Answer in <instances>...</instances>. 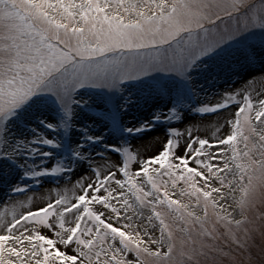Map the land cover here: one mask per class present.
<instances>
[{"label": "snow or ice", "instance_id": "6c2138e0", "mask_svg": "<svg viewBox=\"0 0 264 264\" xmlns=\"http://www.w3.org/2000/svg\"><path fill=\"white\" fill-rule=\"evenodd\" d=\"M257 61L264 0H0V264H264Z\"/></svg>", "mask_w": 264, "mask_h": 264}, {"label": "rangeland", "instance_id": "374dc122", "mask_svg": "<svg viewBox=\"0 0 264 264\" xmlns=\"http://www.w3.org/2000/svg\"><path fill=\"white\" fill-rule=\"evenodd\" d=\"M262 75H264V64H261L259 61H257L256 63L252 64L251 66L244 68L242 71L239 72L238 76H233L230 80H228L226 78H222L220 81L221 87L219 89H213V91L214 92H222L224 89H233V90L239 89V88H241L242 84H244L245 82H251L253 80L256 81V83L254 85L256 91H264V85H262L260 82V77ZM254 96H255V93H254ZM216 99H219V96H217ZM233 107H235V105H233ZM141 114L142 113H140V112H133V113H130L129 116H132V115L139 116ZM143 114L146 115V111ZM214 117H216V116L210 115L204 124L197 123V129L198 130L195 131L193 133V135L200 136L202 138H215L216 135L214 133H211V132H213V127H214V121H215V120H213ZM154 131H156V132L158 131L161 134V138H160L159 143H158V149H159L160 142L165 138L164 137V129L160 128V129L154 130ZM151 134L145 135L143 139H145L146 137H149V135H151ZM143 139H137V140H143ZM137 140L133 141L134 146H135V143ZM6 187H7V185L0 187V211L3 210V205H5L6 202H8L7 199L4 198V195H5L4 188H6ZM237 195H239V193H237ZM53 196H54V193H53ZM35 202H37V203H35ZM38 203H39V201L34 200L33 206H36ZM27 207H28V205H25V208H27ZM257 209L258 210H254L253 215L257 219H259L260 211H264V204H258ZM235 255H236L237 260L240 261L241 264H247V252L246 251L236 253Z\"/></svg>", "mask_w": 264, "mask_h": 264}, {"label": "bare ground", "instance_id": "6f19581e", "mask_svg": "<svg viewBox=\"0 0 264 264\" xmlns=\"http://www.w3.org/2000/svg\"><path fill=\"white\" fill-rule=\"evenodd\" d=\"M213 120H215V121H214L213 132H211V133H214L216 136L221 135L224 131L223 116H219V117L216 116V117H214ZM160 138H161V134L158 131L157 132L154 131L151 135H149V137H146L143 140H137L134 148H135V150H138L141 157H143L145 155L146 156L152 155L158 150V143H159ZM221 147H223V146H221ZM47 188H48V185L46 184L44 186V191H46ZM53 193H54V191H53ZM38 195H39V193H38ZM36 201H38V199ZM7 203L8 202H6V204ZM35 203H37V202H35Z\"/></svg>", "mask_w": 264, "mask_h": 264}]
</instances>
